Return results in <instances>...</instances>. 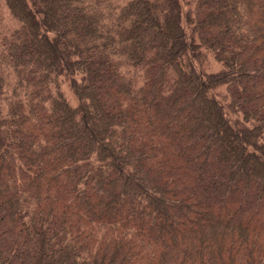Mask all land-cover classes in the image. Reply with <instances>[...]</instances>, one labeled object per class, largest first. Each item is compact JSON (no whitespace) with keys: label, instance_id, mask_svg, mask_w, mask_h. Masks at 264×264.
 <instances>
[{"label":"trees","instance_id":"trees-1","mask_svg":"<svg viewBox=\"0 0 264 264\" xmlns=\"http://www.w3.org/2000/svg\"><path fill=\"white\" fill-rule=\"evenodd\" d=\"M185 3L0 0V264H264V0Z\"/></svg>","mask_w":264,"mask_h":264},{"label":"rangeland","instance_id":"rangeland-1","mask_svg":"<svg viewBox=\"0 0 264 264\" xmlns=\"http://www.w3.org/2000/svg\"><path fill=\"white\" fill-rule=\"evenodd\" d=\"M181 1L184 5L182 7H184L187 10V5L185 3L186 0H181ZM184 26H185V23H184ZM195 67L199 72L201 71L205 74L206 73H216L221 69V64L216 62L210 53H207L206 51H202L201 56L195 62ZM61 86H62V90L65 93L66 97L72 102H74V97L72 96V93L69 89L68 84L66 82H63ZM212 92L215 93L219 99H221L222 96L225 94L223 86H219L215 88V90H213Z\"/></svg>","mask_w":264,"mask_h":264}]
</instances>
